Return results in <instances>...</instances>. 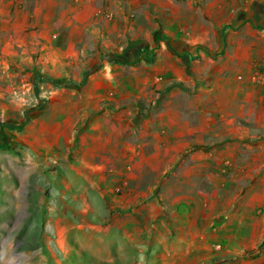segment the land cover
Masks as SVG:
<instances>
[{"label": "crops", "instance_id": "1", "mask_svg": "<svg viewBox=\"0 0 264 264\" xmlns=\"http://www.w3.org/2000/svg\"><path fill=\"white\" fill-rule=\"evenodd\" d=\"M43 1L31 14L43 17L42 24L37 18L30 25L23 13L18 17L19 4L5 5L16 18L1 26L7 32L21 31L20 36L10 35L9 43L24 44L29 26L54 28L47 35L57 48V75H67L96 42L109 48L122 46L126 38L128 43L143 40L152 44L156 63L138 65L144 48L130 63L134 73L150 68L153 74L142 82L158 86H133L125 79L120 85L125 90L113 103L57 99V108L84 110L61 114L57 109V119L44 116L22 125L20 141L9 142L11 164L6 170L16 176L20 171L29 182L30 172L46 175L43 166H51L69 189L71 202L81 208L83 223L69 224V233L84 252L104 262L116 255L125 260L127 246L139 247L140 254L158 250L159 244L166 249L174 240L169 221L174 207L166 215L162 204L189 203L186 197L168 198L167 188L175 179L179 186L199 179L194 171L213 170V233L220 230L231 243L242 235L240 245H230L235 257L216 264H264V247H256L264 236V0H71L63 9L56 0ZM254 4L262 9L258 21H242L235 31L217 15L213 23L214 11L232 16ZM253 50L257 68L248 63ZM113 69L92 74L88 86H110L117 80ZM183 155L187 157L175 169V160ZM208 155L213 163H202ZM194 158L201 163H191ZM5 183L16 196L15 179L7 177ZM81 189L85 192L78 196ZM162 192L165 200L159 198ZM200 195L197 200L205 211L206 195ZM97 200L104 203L103 216L97 213ZM244 249L257 251L244 255Z\"/></svg>", "mask_w": 264, "mask_h": 264}, {"label": "rangeland", "instance_id": "2", "mask_svg": "<svg viewBox=\"0 0 264 264\" xmlns=\"http://www.w3.org/2000/svg\"><path fill=\"white\" fill-rule=\"evenodd\" d=\"M41 2L45 3L43 0H0V165L4 164L3 171L0 170V176L2 175L0 177V264H216L235 257L230 253V248H234L230 245L237 241L240 245L242 235L234 237L231 243L224 241L225 235L218 234L220 230L213 233V184L210 183L213 181V170L194 171L195 174H200L199 179L195 177L191 181L186 180L183 186L177 185L175 179L174 186L167 188L168 198L175 200L186 197L187 199L184 200L189 203L176 202L172 205L169 201H165L166 205L162 204L166 215L170 214L171 206L174 207V216L169 220L174 228V240L168 242L166 249L165 244H159L158 250L140 254L139 247L127 246L123 253L126 254V259L123 260L124 255L122 257L116 255L112 262L96 260L89 256L76 241L74 233H69V224L76 226L83 223V218L80 216L81 208L79 204L76 207L75 202H71L69 189L62 185L57 173L51 172V166H43L46 175L39 170L30 172L32 174L29 182L25 177H21L20 171L17 173L19 176H16L12 171L6 170L11 164V157L8 154L12 153V148L9 142L20 141L22 125L25 126V123L44 116L56 118L57 109H61V114L84 110L83 107L76 106L57 108V99H82L83 104L85 101L104 99L105 102L113 103L124 92L125 88L120 85L125 79H128L127 83H136L133 86H137V83L140 86H158V83H143L153 74L150 68H147L148 70L142 68L134 73L133 65L130 63V57L135 52L141 53L143 48L146 55L145 58L136 61L138 65L145 62L148 65L151 63L153 67L156 63L155 53L151 52L152 44L143 40L128 43L129 40L126 38L127 41L125 40L122 46L116 44L109 48L103 46L101 41L96 42L86 59L85 56L79 55L78 63L67 75H57V48L53 43L54 39L47 35L49 27L45 29L41 25L36 28L29 26L25 31L24 44L9 43L10 35L20 36L21 31L7 32L1 26L6 20L16 18V12L6 11L5 5L10 6L14 3L13 6L15 4L22 6L18 17L23 13L31 25L37 23V18L42 24L43 17L38 14L39 17L31 16ZM56 2L63 9V6L67 7L71 0H56ZM238 2L243 4L245 1L238 0ZM258 5L260 4H254L249 9L244 7L234 11L232 16L225 11H214L213 23L216 22L215 15H217L219 20H228L229 29L234 30L242 25V21H258L255 15ZM107 18L111 20L108 15ZM51 30L56 32L54 28ZM41 31L43 32L40 33ZM163 33L157 35L163 36ZM44 34L47 35L48 40ZM257 57V52L253 50L248 57V63L255 67ZM110 66H113L117 80L110 86H88L92 74ZM157 77L161 83L162 76ZM98 81H103V78ZM145 93L147 95L148 91L145 90ZM157 93L160 95L164 92ZM35 130L37 131V128ZM247 140L257 142L259 138ZM184 157L187 155L177 157L175 169L181 166ZM191 163L201 162L194 158ZM202 163L212 164L213 156H206ZM221 173L224 175L227 171ZM201 174H205L204 179ZM253 174L256 175V172ZM7 177H13L17 182L19 192L16 196H12L13 192L5 185ZM25 181L27 182L24 184ZM87 191L91 197H95V200L98 198L93 189ZM170 191L171 195H169ZM202 191L206 195L205 211L200 207L202 200H197ZM84 192L85 190L81 189L78 196L83 195ZM159 198L165 200V193L162 192ZM96 206L97 213L100 216L105 215L103 201L97 200ZM116 221L118 222L117 219ZM243 237L250 239L252 236L243 235ZM256 247H264V236L256 243ZM244 250V255H248L256 249ZM147 259H150L149 263Z\"/></svg>", "mask_w": 264, "mask_h": 264}, {"label": "flooded vegetation", "instance_id": "3", "mask_svg": "<svg viewBox=\"0 0 264 264\" xmlns=\"http://www.w3.org/2000/svg\"><path fill=\"white\" fill-rule=\"evenodd\" d=\"M262 11V9L256 8L255 15L258 17L259 13Z\"/></svg>", "mask_w": 264, "mask_h": 264}, {"label": "built area", "instance_id": "4", "mask_svg": "<svg viewBox=\"0 0 264 264\" xmlns=\"http://www.w3.org/2000/svg\"><path fill=\"white\" fill-rule=\"evenodd\" d=\"M262 81H264V74L262 75Z\"/></svg>", "mask_w": 264, "mask_h": 264}, {"label": "trees", "instance_id": "5", "mask_svg": "<svg viewBox=\"0 0 264 264\" xmlns=\"http://www.w3.org/2000/svg\"><path fill=\"white\" fill-rule=\"evenodd\" d=\"M111 63H114L113 61H111Z\"/></svg>", "mask_w": 264, "mask_h": 264}]
</instances>
